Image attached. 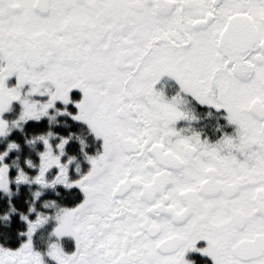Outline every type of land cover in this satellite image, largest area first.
<instances>
[{
    "label": "snow or ice",
    "instance_id": "6c2138e0",
    "mask_svg": "<svg viewBox=\"0 0 264 264\" xmlns=\"http://www.w3.org/2000/svg\"><path fill=\"white\" fill-rule=\"evenodd\" d=\"M0 264H264V0H0Z\"/></svg>",
    "mask_w": 264,
    "mask_h": 264
},
{
    "label": "trees",
    "instance_id": "16d2710c",
    "mask_svg": "<svg viewBox=\"0 0 264 264\" xmlns=\"http://www.w3.org/2000/svg\"><path fill=\"white\" fill-rule=\"evenodd\" d=\"M22 155H23V154H22ZM20 195H21V198H22V196L27 195V189H26L25 186H22V187H21ZM13 199H16L15 195L13 196ZM12 225H13V227H16V226L18 225V222H17V219H16L15 216L13 217Z\"/></svg>",
    "mask_w": 264,
    "mask_h": 264
},
{
    "label": "rangeland",
    "instance_id": "374dc122",
    "mask_svg": "<svg viewBox=\"0 0 264 264\" xmlns=\"http://www.w3.org/2000/svg\"><path fill=\"white\" fill-rule=\"evenodd\" d=\"M66 240L68 239V238H65Z\"/></svg>",
    "mask_w": 264,
    "mask_h": 264
}]
</instances>
